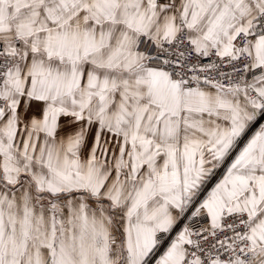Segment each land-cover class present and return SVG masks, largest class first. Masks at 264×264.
I'll return each instance as SVG.
<instances>
[{"label": "snow or ice", "instance_id": "6c2138e0", "mask_svg": "<svg viewBox=\"0 0 264 264\" xmlns=\"http://www.w3.org/2000/svg\"><path fill=\"white\" fill-rule=\"evenodd\" d=\"M0 264H264V0H0Z\"/></svg>", "mask_w": 264, "mask_h": 264}]
</instances>
